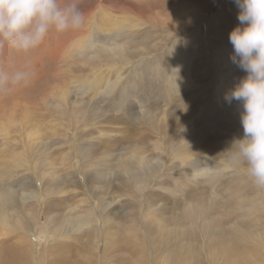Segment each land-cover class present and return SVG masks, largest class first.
<instances>
[{"label": "rangeland", "instance_id": "1", "mask_svg": "<svg viewBox=\"0 0 264 264\" xmlns=\"http://www.w3.org/2000/svg\"><path fill=\"white\" fill-rule=\"evenodd\" d=\"M79 7L86 14L82 31L51 33L29 54L8 47L0 49V68L12 71L30 67L33 71L26 85L0 93V185L19 187L28 183L42 192V211L58 213L60 218L70 212L71 204H81V198L86 197L85 179L86 188L96 199L103 196L112 200L110 216L121 210L107 224L118 232L117 239L104 236L112 243L108 254L113 264H151L152 250L145 243L141 226L157 230L158 238L151 236L157 241L164 222L165 226L194 225L195 231L185 234L189 247L179 244L182 251L192 247L191 257L180 258L175 247L169 257L174 262L167 264H264V188H258L246 165L234 159L236 148L232 143L244 137V130L241 118L233 115L229 106L243 105L226 99L247 75L231 59L234 48L229 34L240 25L241 9L236 0H80ZM145 20L149 23L145 24ZM122 21L127 31L115 35L113 31ZM90 31L95 34L88 41L75 44L74 40ZM107 42L129 50L123 52L128 54L124 58H108L118 61L113 65L116 69L106 65L96 68L98 58L91 60L96 63L94 67L85 62L82 51L101 54ZM233 78L236 83L231 81ZM63 92H67L66 100L59 99V106L52 105ZM157 143L165 144L162 151L167 162L155 163L154 178L147 180L144 175L148 185H143L145 193L141 195L133 190L139 189L136 179L129 180L122 170L139 167L134 155L150 157L152 145ZM180 155L186 162L195 159L204 164V160H210L207 167L213 169L194 176L195 172L182 169ZM18 161L23 165L17 167ZM219 163L230 165L220 167ZM76 165L82 171L77 172ZM122 189L128 194L117 197ZM31 205L36 206L37 200L31 199L23 208L27 210ZM197 216L205 218L204 225L208 220L205 239L198 230L202 227ZM36 220L30 218V229L27 225L18 230L8 227L7 236L0 237V264H32L29 253L35 246L26 240L28 234H33ZM214 225L218 234H210ZM129 229L137 230V234L128 235ZM229 231L243 246L241 253L227 244L219 246L220 240L230 237ZM242 234L249 237L243 238ZM92 235L84 229L67 240L58 238L41 244L48 250L53 243L55 249L43 256L42 263L99 264V250L93 246ZM31 239L36 237L32 235ZM103 241L97 240L96 245L102 248ZM64 242L69 247L62 251ZM161 247L153 245V252H157L153 258L164 264ZM177 259L180 262L176 263Z\"/></svg>", "mask_w": 264, "mask_h": 264}, {"label": "bare ground", "instance_id": "2", "mask_svg": "<svg viewBox=\"0 0 264 264\" xmlns=\"http://www.w3.org/2000/svg\"><path fill=\"white\" fill-rule=\"evenodd\" d=\"M103 5V4H102ZM99 6V5H98ZM101 8V6H99ZM105 7L104 5L102 6V8ZM112 8V6H110ZM125 8V7H124ZM105 9V8H104ZM103 9V10H104ZM110 11V10H109ZM111 12V11H110ZM109 12V13H110ZM114 12V11H113ZM213 13V12H212ZM104 14V13H103ZM99 16V15H98ZM107 16V14H106ZM110 16V15H109ZM185 16V14L182 15V17ZM126 17V16H125ZM96 18V17H95ZM124 18V17H123ZM103 19H105L103 17ZM113 19V18H112ZM122 19V18H120ZM118 20V19H117ZM104 21V20H103ZM109 21V19H108ZM113 21V20H112ZM114 21L116 22V20L114 19ZM124 21H129V20H125ZM124 21H122L121 23H119L120 25V28H119V25L116 26L118 27L117 29H115L113 31V33L116 35V33H121L122 31H127V25H123ZM97 22V21H96ZM105 22V21H104ZM102 23L103 24H106V23ZM120 22V21H119ZM145 24L149 23L148 21H144ZM108 24V23H107ZM116 24V23H115ZM99 25V23H98ZM101 25V24H100ZM111 25V24H110ZM139 25V24H138ZM138 25H135L134 27L138 26ZM143 25V23L141 24ZM106 28H107V25H105ZM113 26V25H112ZM99 27V26H98ZM101 27V26H100ZM99 27V28H100ZM115 27V26H114ZM105 28V27H103ZM110 28V27H109ZM101 29V28H100ZM96 32V28L92 29ZM102 30V29H101ZM98 31V29H97ZM103 31V30H102ZM107 31V30H106ZM105 31V32H106ZM109 31V30H108ZM111 31V29H110ZM130 31H133V30H130ZM95 32L93 31H90L88 35H82L81 37L77 38L76 40H74L75 44L77 45H82L84 44L86 41H88V39L90 37H92ZM112 32V31H111ZM85 34V33H84ZM113 34V35H114ZM126 34V33H125ZM80 35V34H79ZM116 37V36H115ZM117 38V37H116ZM108 43V42H107ZM105 48L103 50H101V54L98 53V52H94L93 51L92 53L88 52L89 50L88 49H85V52L82 51V55L83 57H86L87 60L85 61L86 63H90L93 67L95 66V64H92L91 60H96L97 58L100 59V64H97V66H95L96 68L99 67L100 65H103L101 67H104L106 65V67L108 66H112V67H109L110 70H114L116 69V66H113L114 63L118 62L117 60H108V58H115V57H123L124 56L126 57L127 55H125L123 52H128V48L126 46H121L120 44H116V42H110L108 44H105L104 45ZM94 48V47H93ZM103 48V46H102ZM99 49V48H98ZM123 49V51H122ZM55 51V50H54ZM100 51V50H99ZM122 51V53H121ZM131 52V51H130ZM53 56V55H52ZM120 61V60H119ZM94 63V62H93ZM100 68V67H99ZM108 69V68H107ZM118 76H120V74L118 73ZM236 79H231V81H235ZM236 85V84H235ZM71 86V85H70ZM87 86V85H86ZM114 86L116 87L117 86V83L115 82ZM229 86H231V84H229ZM85 88V87H84ZM69 89V88H68ZM231 89H232V86H231ZM221 90V89H220ZM61 91V90H60ZM64 91H67V90H64ZM221 91H218V95L217 97L220 96ZM82 96V95H81ZM67 98V92H63L62 93V96L59 98V95L57 97V99H62V100H66ZM84 99V98H83ZM47 100V99H46ZM51 100V99H50ZM84 101V100H83ZM235 101V100H234ZM52 105H56V106H59L60 105V100L57 101L56 103H51ZM238 105V104H237ZM230 107V110L232 113H234L233 115H237L239 118H241V115L244 111L243 108H238L237 106H229ZM228 108H226L225 110H227ZM6 110V109H4ZM3 110V112H4ZM229 111H226L227 113H229ZM13 113V112H12ZM225 113V112H224ZM8 114V113H6ZM11 114V113H10ZM226 115V114H225ZM232 115V114H231ZM8 117V116H7ZM12 117V116H11ZM228 117V116H226ZM237 117V118H238ZM213 119V118H212ZM9 123V122H8ZM7 124V123H6ZM8 126V125H6ZM3 127V126H2ZM35 127V126H34ZM7 128V127H5ZM200 128V127H199ZM204 129V128H203ZM208 130V129H207ZM4 133H5V129H4ZM8 133V132H6ZM34 133V132H33ZM202 133V132H201ZM205 134V133H204ZM74 135V134H73ZM197 136H200V135H197ZM203 136V135H202ZM192 138V137H191ZM196 139V138H194ZM72 141H74V139H72ZM202 143V142H201ZM188 143H186L187 145ZM193 144V143H192ZM192 144H191V147H192ZM200 144V143H199ZM189 145V144H188ZM178 146V145H176ZM182 146V145H181ZM180 146V148H182ZM195 146V145H194ZM193 146V147H194ZM152 147L154 148V150L151 149V154H150V157H146V156H142L139 157V155H134L135 158H137V161L139 164V167H133V166H128V167H124L122 172L124 174H126V176L128 177L129 180H131L132 178H135L136 179V184H139L138 188L139 189H134V191H140L141 192V195H142V192L145 193V188H144V184L148 185L147 183H145L143 181V177L144 175H147V180H150L151 178H154L155 175L153 174L154 173V169L156 168L155 167V163H161L162 161H164L163 163H166L167 161H165L166 157L164 155L165 151L163 152L162 150L165 149V144L163 143H157L156 145L153 144ZM197 147V146H196ZM183 148H185L183 146ZM190 148V147H189ZM188 148V149H189ZM198 148V147H197ZM167 149V148H166ZM178 149V148H177ZM195 149V148H194ZM168 150V149H167ZM176 150V149H175ZM184 150V149H183ZM179 151V149H178ZM181 151V150H180ZM135 152V151H134ZM182 152V151H181ZM195 152V151H194ZM136 153V152H135ZM169 153V152H168ZM167 153V154H168ZM183 153V152H182ZM75 154V153H74ZM77 154V153H76ZM76 154L74 155L75 158L77 157ZM171 154V153H170ZM185 155V153H183ZM191 154V153H190ZM114 155V154H113ZM10 156V155H9ZM184 156V155H183ZM82 157V156H81ZM178 157V156H177ZM181 157V155H180ZM186 157V156H185ZM187 157L189 158L190 156L187 155ZM65 158V157H64ZM182 158V157H181ZM196 158V157H195ZM14 159V158H13ZM79 159V157H78ZM201 159V158H200ZM62 160V159H61ZM78 161V160H77ZM135 161V160H133ZM201 161V160H200ZM205 162H203L204 164H201L199 163V160H195V159H191L189 160L188 162H186V158H182L181 159V166H182V169L185 171V172H189V171H193L194 173V176H199V171H202L203 172H209L211 170V168L213 169V167H207L208 164H210V160L207 161L204 160ZM221 161V160H220ZM172 162V161H171ZM180 162V161H179ZM202 162V161H201ZM189 163V164H188ZM191 164H194L193 167H191L192 165ZM220 164V163H219ZM15 165L17 167L19 166H22L23 164L20 163L19 161L18 162H15ZM230 164L228 163H224V164H220L219 166L220 167H224V166H229ZM235 165V164H234ZM121 166V165H120ZM163 166V164H162ZM74 167V166H73ZM155 167V168H154ZM11 168V167H10ZM83 168V167H82ZM164 168V167H163ZM76 171L77 172H80L82 170L79 169V167L76 165ZM4 170V169H3ZM12 170V169H11ZM14 170V169H13ZM58 170V169H56ZM73 171V170H72ZM212 171V170H211ZM122 173V174H123ZM31 174V173H30ZM87 174V173H86ZM157 174V173H155ZM32 175V174H31ZM34 175V174H33ZM71 175V174H70ZM102 175V174H101ZM104 176V175H103ZM31 177V176H30ZM100 177V176H99ZM158 177V176H157ZM25 178V177H24ZM102 178V177H101ZM211 178V177H210ZM41 179V178H40ZM39 179V180H40ZM20 180V179H18ZM191 180V179H190ZM58 181V180H57ZM4 183V182H3ZM32 183V182H31ZM83 187L85 188V192H86V197L85 198H81V204H71V209H70V212L67 214V215H64L63 217H57L58 213L56 214H53L52 212L50 213H45L42 211V201H41V196L43 197L42 195V192L41 191H37L34 187L31 188L30 185H28V183L26 184H23L20 185L19 187L17 186H12L11 183H9L10 185L8 187L6 186H3V185H0L2 186L0 188V237L2 236H5L6 233H8V227H12V229H15V230H18L20 227L24 226V225H27L28 229L32 228V226H30L28 224V222L30 223V218H37L36 220V223L33 225L35 230L33 232V234H28V239L26 240L27 243L28 241H30L31 244H33L35 246V248L33 249V252L32 253H29V256L32 258V264H43L42 263V258L45 254H52L53 251L55 250L53 248V243L51 244L50 248L48 250L45 249V245L43 247H41V244L45 243H50V242H54L56 239L60 238H64V239H69L71 237H73L74 234H77L79 232H81L82 230L86 229L87 231H91L93 233L92 237L94 238L93 240L95 241V243H93V246L96 247L97 250H99V264H113L114 261L113 259H109V254H108V250L109 248L111 247L110 244L112 243H108L106 241V238L104 236L106 235H111L112 237L116 238L117 235H118V232L117 231H112L111 227L107 224L114 219V216L115 217H118L116 216V214H118L121 210L117 209L116 211H114V215L111 214L112 216H110V213L111 211L110 210V206L112 204V200H109V199H105L103 198L102 196V199H96L95 196L92 194V192H90V190H88V188H86V180L84 179L83 180ZM88 183V182H87ZM41 187V185H39ZM43 187V186H42ZM88 187V186H87ZM93 187V186H92ZM169 187V186H168ZM48 189V188H47ZM70 189V188H69ZM90 189V188H89ZM109 189V188H108ZM171 189V188H170ZM52 190V189H51ZM88 190V191H87ZM144 190V191H143ZM168 190V189H166ZM54 191V190H53ZM108 191V190H106ZM110 191V190H109ZM116 191V190H115ZM118 191V190H117ZM170 191V190H169ZM46 192V191H45ZM173 192V191H172ZM238 192V191H237ZM47 193V192H46ZM239 193V192H238ZM127 195L128 192L125 191V189H122V190H119V194L117 195V197H121L123 195ZM52 195V194H51ZM84 195V194H83ZM48 196V195H47ZM145 196V195H144ZM31 199H36L37 200V205L36 206H29V208L26 210L23 208V205L26 203V202H30ZM62 199V198H61ZM65 199V198H64ZM263 198H261L262 200ZM30 200V201H29ZM47 200V198H46ZM146 199H144L145 201ZM48 201V200H47ZM121 201V199H120ZM126 201V200H125ZM50 202V201H49ZM79 202V201H78ZM147 202V201H146ZM131 204L132 201L130 202ZM144 203V202H143ZM153 203V202H152ZM55 204V203H54ZM162 204V203H161ZM49 205V203H48ZM146 205V204H144ZM143 205V206H144ZM154 206V204H153ZM193 206V205H192ZM157 207V206H156ZM174 207V206H173ZM125 208V207H124ZM150 208V207H149ZM192 208V207H191ZM57 209V208H56ZM96 209V210H95ZM113 209V208H112ZM48 210V209H47ZM69 210V209H68ZM154 210V208H153ZM193 210V209H192ZM50 211V210H49ZM56 211V210H55ZM54 211V212H55ZM167 211V210H166ZM211 211V210H210ZM252 211V210H251ZM261 211V210H260ZM118 212V213H117ZM123 213V212H122ZM144 213V212H143ZM262 213V212H261ZM120 214V213H119ZM142 214V213H141ZM145 214V213H144ZM202 215V214H201ZM250 215V214H249ZM260 215V214H259ZM144 216V215H143ZM151 216V215H150ZM191 216V215H190ZM203 216V215H202ZM251 216V215H250ZM146 217V216H145ZM180 217V216H179ZM199 217V216H197ZM244 217V215H243ZM254 217V216H253ZM154 218V217H153ZM186 218V216H185ZM27 219V220H26ZM43 219H45L44 221H42ZM117 219V218H116ZM115 219V220H116ZM120 219V218H119ZM144 219V218H143ZM200 220V227L202 228H199L198 230L202 233V236L206 237V234H205V226L206 224L208 223V220H207V223L204 225L203 222L205 223V218L203 217L202 219H200V217L198 218ZM211 219V218H210ZM25 220L27 221V223L25 222ZM142 220V219H141ZM172 220V219H171ZM184 219H181V221H183ZM188 220V219H187ZM192 220V218H191ZM62 222V223H61ZM162 222V221H161ZM174 222V221H173ZM33 223V222H32ZM112 223V222H111ZM121 223V222H120ZM165 223H162V226L159 228V232H162L161 233V237L160 239L156 241V239L154 238H158V231L157 230H154L152 228H149L147 225H143L141 227H143L142 229L144 230V240H145V243L146 245H149L151 247V252H152V259L151 260V264H162V262H160V260H156L155 257L153 258V254L154 253H157L155 250V252H153V245L154 244H158L161 247V250L163 252V255L165 256V263L164 264H167V263H171V262H174V260H172V258L170 259L169 257L171 256V253H173L175 251V247L178 249V252L180 254V258H185V255L186 257L190 258L191 257V253H192V247L191 248H186V250L182 251L180 248L184 246L186 247H189L186 245V235L187 234H190V232L194 231L193 230V227L194 225H192L191 227L189 228H186V225L182 224L183 225H172V226H165ZM242 223V222H241ZM240 223V224H241ZM127 224V223H126ZM167 224V223H166ZM169 224V223H168ZM231 224V223H230ZM209 225V223H208ZM226 225V224H225ZM243 225V224H242ZM131 226V225H130ZM198 226V225H197ZM217 226V225H216ZM215 225L212 227V231L209 230V228L207 230L210 231V234L211 232H214V233H219L217 227ZM210 227V226H208ZM240 227V225H239ZM238 227V229H239ZM245 227V226H244ZM9 228V229H10ZM137 228V227H136ZM196 227H194L195 229ZM23 229V227H22ZM135 229V228H134ZM138 229V228H137ZM224 229V228H223ZM243 230L246 229V228H242ZM248 229V228H247ZM142 230V231H143ZM230 230V229H229ZM232 230V229H231ZM139 231V230H138ZM222 231V230H221ZM234 231H237L234 230ZM15 232V231H14ZM20 232V231H19ZM22 232V231H21ZM25 232V231H23ZM195 232V231H194ZM230 232V231H229ZM239 232V231H237ZM11 233V232H10ZM129 233H132L134 235L137 234V230H133V229H129L128 231V235ZM140 233V232H139ZM213 233V234H214ZM222 233H225L224 230L222 231ZM235 233V232H234ZM27 234V233H26ZM72 234V235H71ZM186 234V235H185ZM200 234V233H199ZM209 234V233H208ZM11 235V234H10ZM32 235L36 237V241L35 240H32ZM127 235V233H126ZM133 235V236H134ZM228 235V234H227ZM7 236V235H6ZM90 236V235H89ZM132 236V235H131ZM154 238H152V237ZM190 236V235H189ZM201 236V235H200ZM222 236V235H221ZM236 235H234L232 232H230V237L226 238V239H223V240H220L219 242V246L220 244L222 243L223 245L224 244H227L230 246V248H232L234 251H237V253H241L244 248H242L243 246H240V242L239 243H236L237 241L235 240V237ZM243 238H248L249 236H247L246 234H242ZM91 237V236H90ZM89 237V238H90ZM127 237V236H126ZM220 237V236H219ZM251 237V236H250ZM104 239L105 242L103 241L102 243L104 244L102 248H100V246H97L96 245V241L99 240V239ZM135 238V237H134ZM117 239V238H116ZM188 239V238H187ZM238 239V238H237ZM131 240V239H130ZM179 240V241H178ZM201 240V239H200ZM21 241H24L23 237L21 239ZM173 241H176L175 244L173 243L172 245V242ZM183 242V243H180ZM63 242V241H62ZM61 242V243H62ZM92 242V241H91ZM114 242V241H113ZM155 242V243H154ZM179 242V243H178ZM128 243V242H127ZM143 243V242H142ZM154 243V244H153ZM60 244V243H58ZM57 244V245H58ZM85 244V243H84ZM115 244V242L113 243ZM181 247H180V245ZM216 245V243H214ZM213 244V246H214ZM90 245V244H88ZM92 245V244H91ZM116 245V244H115ZM198 245V244H197ZM193 246V245H192ZM211 246V244L209 245ZM69 247V244L64 242L63 243V246H62V251L63 250H67V248ZM112 247H114L112 245ZM157 247V246H156ZM180 247V248H179ZM208 247V246H207ZM216 247V246H215ZM71 248V247H70ZM86 248V247H85ZM115 248V247H114ZM224 248V246H223ZM35 249H38L37 253H35ZM58 249V248H57ZM79 249V248H77ZM141 249H144V248H141ZM148 249V248H147ZM173 249V250H172ZM209 249V248H208ZM220 249V248H219ZM218 249V250H219ZM227 249V248H226ZM59 250V249H58ZM90 250V249H89ZM135 250V249H134ZM83 251V249H82ZM85 251V250H84ZM88 251V250H87ZM159 251V250H158ZM221 251V250H219ZM225 251V250H224ZM56 252H58L56 250ZM65 252V251H64ZM90 252V251H89ZM92 252V251H91ZM90 252V253H91ZM98 252V251H97ZM212 252V251H211ZM66 255H67V252H65ZM87 253V252H86ZM96 253V252H95ZM128 253V252H127ZM177 253V251L175 252ZM227 253V252H226ZM80 254V253H79ZM130 254V253H129ZM235 254V253H234ZM244 254V253H243ZM64 255V254H63ZM111 255V254H110ZM160 255V253L158 254ZM227 255V254H226ZM36 256V261L34 260V257ZM84 256V255H83ZM90 256V254H89ZM150 256V255H149ZM256 256V255H255ZM63 257H66V256H63ZM82 257V256H81ZM84 257H87L86 255ZM82 257V258H84ZM90 257H94V256H90ZM235 257V256H234ZM237 257V256H236ZM151 258V257H150ZM243 258V257H242ZM247 258V257H246ZM263 258V256H262ZM95 259V258H94ZM236 260V258H234ZM86 260V259H85ZM84 260V261H85ZM88 260V258H87ZM98 260V259H97ZM134 260V259H133ZM176 260V259H175ZM181 259H177L176 263L177 262H180ZM93 261V260H91ZM102 261V263H101ZM263 261V260H262ZM96 262V261H95ZM94 262V263H95ZM237 262H240V259L238 258L237 259ZM71 263V262H70ZM79 263V262H78ZM90 263V262H89ZM88 263V264H89ZM48 264V263H47ZM52 264H57V262L53 263ZM60 264V263H59ZM69 264V263H67ZM82 264V263H81ZM91 264V263H90ZM137 264V263H136Z\"/></svg>", "mask_w": 264, "mask_h": 264}, {"label": "clouds", "instance_id": "3", "mask_svg": "<svg viewBox=\"0 0 264 264\" xmlns=\"http://www.w3.org/2000/svg\"><path fill=\"white\" fill-rule=\"evenodd\" d=\"M80 0H0V49L20 54L38 49L51 33L80 32L86 14ZM240 25L229 34L232 61L247 75L226 99L241 101L244 137L236 139L234 159L258 188H264V0H236ZM241 25H244L241 27ZM33 75L30 67L6 71L0 68V93L26 85Z\"/></svg>", "mask_w": 264, "mask_h": 264}]
</instances>
